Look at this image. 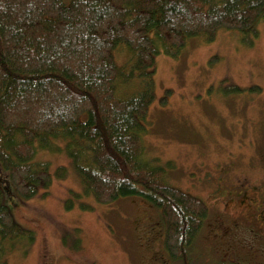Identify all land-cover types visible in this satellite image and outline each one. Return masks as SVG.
<instances>
[{"label": "trees", "instance_id": "16d2710c", "mask_svg": "<svg viewBox=\"0 0 264 264\" xmlns=\"http://www.w3.org/2000/svg\"><path fill=\"white\" fill-rule=\"evenodd\" d=\"M263 15L264 0H0V264L35 242L4 198L27 200L51 186L48 163L36 160L50 139L66 144L87 195L155 207L166 249L179 259L208 209L146 158L156 57L176 58L188 39H213L220 28L245 33ZM119 48L130 52L123 67Z\"/></svg>", "mask_w": 264, "mask_h": 264}, {"label": "rangeland", "instance_id": "374dc122", "mask_svg": "<svg viewBox=\"0 0 264 264\" xmlns=\"http://www.w3.org/2000/svg\"><path fill=\"white\" fill-rule=\"evenodd\" d=\"M208 38L188 39L176 58L156 57L155 101L141 139L146 158L165 169L172 186L206 203V225L218 211L241 226L257 212L251 202L259 183L240 179L264 162V15L245 33L220 28ZM115 57L123 67L130 52L119 48ZM37 146L36 160L48 163L53 181L30 199L4 198L17 224L35 237L8 251V264H163L152 246L161 234L155 207L141 198L100 203L86 194L65 143ZM59 168L64 178H57Z\"/></svg>", "mask_w": 264, "mask_h": 264}, {"label": "flooded vegetation", "instance_id": "af4514ba", "mask_svg": "<svg viewBox=\"0 0 264 264\" xmlns=\"http://www.w3.org/2000/svg\"><path fill=\"white\" fill-rule=\"evenodd\" d=\"M247 175L240 180L258 182L252 190L257 195V201L251 202L257 212L255 216L244 225L228 223L225 214L215 213V221L206 225L205 217L202 229L198 232L190 247L182 250L180 258L171 257L165 245V232L161 217L158 215L153 225L160 237L156 240V256L163 264H264V162H258L247 169ZM206 204V203H205ZM214 218L213 212L210 219ZM209 219V220H210ZM209 224L212 228L208 236H204V229ZM228 226L229 228H227ZM159 253V254H157ZM47 257V255H46ZM8 264V263H7ZM42 264H51L45 260ZM53 264V263H52Z\"/></svg>", "mask_w": 264, "mask_h": 264}]
</instances>
